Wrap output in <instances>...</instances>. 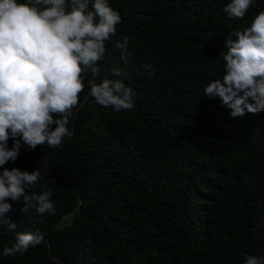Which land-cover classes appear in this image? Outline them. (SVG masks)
<instances>
[{
  "label": "trees",
  "instance_id": "16d2710c",
  "mask_svg": "<svg viewBox=\"0 0 264 264\" xmlns=\"http://www.w3.org/2000/svg\"><path fill=\"white\" fill-rule=\"evenodd\" d=\"M228 3L109 0L122 18L113 40L128 38L130 58L124 64L107 44L102 76L121 69L134 107L97 104L86 79L73 135L55 150L23 145L3 166L38 168L33 191L51 189L56 212L23 213L22 199L9 200L6 218L17 229L0 225V264H244L264 256V111L232 117L204 94L223 80L227 38L264 11V0H254L244 19H229ZM37 230L43 243L2 255L16 232Z\"/></svg>",
  "mask_w": 264,
  "mask_h": 264
},
{
  "label": "clouds",
  "instance_id": "9594fccd",
  "mask_svg": "<svg viewBox=\"0 0 264 264\" xmlns=\"http://www.w3.org/2000/svg\"><path fill=\"white\" fill-rule=\"evenodd\" d=\"M253 3L230 0L223 11L229 19L242 20ZM121 23L109 0H0V225L8 231L17 229L6 218L9 200L22 199L23 213L34 210L38 216L55 214L56 205L51 189L33 191L41 179L38 168L3 166L17 160L23 145L55 150L73 135L69 124L83 106L86 79L97 104L117 112L134 107L136 93L121 78V69H110L115 78L102 76L107 44L120 50L124 64L130 58L128 38L113 40ZM225 48L223 80L210 81L204 94L219 97L232 117L264 111V11L250 26L232 32ZM143 67L155 75L153 65ZM44 239L38 230L16 232L2 255H23ZM244 264H264V256L248 255Z\"/></svg>",
  "mask_w": 264,
  "mask_h": 264
},
{
  "label": "water",
  "instance_id": "95a60500",
  "mask_svg": "<svg viewBox=\"0 0 264 264\" xmlns=\"http://www.w3.org/2000/svg\"><path fill=\"white\" fill-rule=\"evenodd\" d=\"M72 213H73V211L68 213L67 215H71ZM49 248H50V245H49ZM50 255L55 259L54 255L52 253H50Z\"/></svg>",
  "mask_w": 264,
  "mask_h": 264
}]
</instances>
